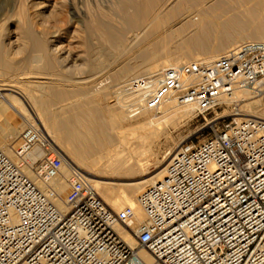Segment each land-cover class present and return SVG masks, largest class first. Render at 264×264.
<instances>
[{
    "label": "built area",
    "instance_id": "2783aa9c",
    "mask_svg": "<svg viewBox=\"0 0 264 264\" xmlns=\"http://www.w3.org/2000/svg\"><path fill=\"white\" fill-rule=\"evenodd\" d=\"M153 81L144 75L127 83L128 94L145 93L131 104L133 117L159 114L170 101L209 114L237 91H264V42L166 68L156 87ZM12 153L0 147V264H264V120L234 119L183 145L162 180L142 190L136 227L132 207L111 210L76 168L65 180L67 211L58 208L51 182L63 157L41 124L28 125Z\"/></svg>",
    "mask_w": 264,
    "mask_h": 264
},
{
    "label": "bare ground",
    "instance_id": "6f19581e",
    "mask_svg": "<svg viewBox=\"0 0 264 264\" xmlns=\"http://www.w3.org/2000/svg\"><path fill=\"white\" fill-rule=\"evenodd\" d=\"M0 2L25 1L0 0ZM37 4L34 7H37ZM110 5V13L94 12L85 28L89 50L98 53L100 57L104 56L106 60L102 61L99 58L97 61L92 60V67L100 70L106 67L104 66L106 62L109 63L108 67L116 66L114 79L120 82L115 91L117 103L114 102L113 105L107 103L106 92L91 93L77 84L71 88L72 90L67 91L61 86L60 82L64 75L58 74L60 71L58 73L53 71L56 64L63 65V60L53 56V52L58 51V48L34 37L35 27L39 24L44 25L46 15L36 9L35 13L30 15L27 9L20 6L21 11H18L20 33L34 38L33 41L31 40L33 55L25 64L28 73L20 71L18 77L12 76L15 78L0 85V125L2 122L6 124V133L0 138V147L13 158L12 150L17 145L14 146L13 143L18 139L16 134L22 123L24 126L41 124L54 144L61 148L64 156L61 174L51 182L59 195L58 208L63 213L67 211L64 203L67 197L64 179L66 180L65 175H69L72 168H76L112 208L132 207L136 212L134 222L136 227L144 218L138 204L142 192L140 190L145 185L150 186L162 180L168 163L183 146V142L165 150L166 154L163 160L158 162L154 175L128 183L118 193L111 183L101 180L103 174L106 172L120 176L147 174V168L155 158L156 150L153 152L152 144L169 135L164 129L157 134L152 128L163 127L168 119L173 122L182 117H189L194 107L184 106L185 109L181 108V110L175 108L177 111H170L165 121L161 118V120L148 119L141 125L129 124L131 127L125 128L123 123L135 118L130 113L131 104H140L141 97L145 94L140 96L128 94L125 88L127 83L134 78L152 75L153 86L156 87L159 83V75L164 69L192 63L189 62L191 60L196 63L214 60L220 56V53L226 51L221 46L225 41L230 45L236 41L264 42V0H115ZM92 39L98 40L96 46L90 44ZM42 59L44 64L40 65ZM7 62L3 60L0 48V64L3 65L4 70L10 66ZM23 76H30L29 78L34 76L35 79H42L44 82L36 85L34 91L25 92L22 80L24 78H20ZM70 93L72 97L84 96V102H73L68 104V108L63 107L64 96ZM249 95V90L237 91L231 99L226 98L225 102L231 103L233 99L246 100ZM165 106H168V109L173 108L175 103L170 101ZM124 109L127 115H124ZM165 110L167 111L166 108ZM145 115L146 113H143V116ZM237 116L236 120L247 117L264 120V97L255 103H248L244 113ZM133 143H136L140 149L137 153L140 157L136 160L133 155L125 154L128 146ZM103 160L106 162L101 163ZM96 167L99 169H95ZM93 168L103 176L93 173ZM29 174L39 187L44 188L31 173ZM116 230L127 243L134 246L133 239L125 228L117 226ZM141 255L147 261L151 260L145 252H141Z\"/></svg>",
    "mask_w": 264,
    "mask_h": 264
},
{
    "label": "rangeland",
    "instance_id": "374dc122",
    "mask_svg": "<svg viewBox=\"0 0 264 264\" xmlns=\"http://www.w3.org/2000/svg\"><path fill=\"white\" fill-rule=\"evenodd\" d=\"M22 1H25V2H20L21 4L19 2H0V27H1L0 28V48L3 53V60H7L8 61L7 64L10 65L8 66L9 68L7 69L5 68L6 70H4L3 65L0 64L1 66L0 67V76H1L0 85H3L4 83H6L5 81L7 80L15 78L17 75L19 76L21 73L29 72V71H26L25 64L27 63V60H30L31 56L33 55L31 40L33 41L34 38L32 36H27L23 33H20V29H19L20 28V18H19L20 16L18 14L19 13L18 11H21L20 6L22 5V7L25 10L27 9L26 11L28 14L30 13L33 14L37 10V11L44 12V14L47 17L46 21L44 22V25L40 26L39 24L40 27L39 26L35 27L34 37L45 41L49 46L55 45L58 48L57 49L58 51L53 52V56L55 55L54 57L59 58V60L60 59L63 60L62 61L63 65L56 64L53 71L55 73H58L60 71L58 74H60L61 76L64 75L62 77L63 79H61V82H60L61 86L64 87V89L67 91L72 90L71 88L77 84V86L83 87L86 91L91 92V93L106 92L105 94L107 96L106 98L107 103L111 105L117 103L116 102L117 100L115 99V95H116L115 91L118 88L119 85L117 84L120 81L117 82L114 79L113 73L116 70L115 68L116 66L112 65L108 67L109 63L106 62L104 64V66L106 67L100 68V70L99 69L95 70V67H92L91 65L92 60L97 61L99 58V60L104 61L105 57L101 56L102 57L101 59L98 53H94L89 50L88 38H87L88 34L86 33L87 31L85 28V25H87L89 18L94 12L102 11L105 13H110L109 12V8L111 7L110 4L112 2H115V0H44V1L43 0H33V1L32 0H22ZM33 2L35 4H33ZM36 4H37V7H34ZM29 8L31 12L30 10H28ZM37 29L40 34L37 32ZM93 40L95 39L90 40V44L92 46L93 45L96 46L98 44V40H95V41ZM242 42L243 41L236 42L233 47L237 46L238 44ZM26 43H29L30 45ZM26 45H29V46L25 48ZM106 47L109 49L108 44H106ZM228 50L229 48L226 51ZM226 51H224V53ZM224 53L222 52L220 53V55ZM43 62L44 60L42 59V63L40 61V65H43L44 64ZM189 62H194V61L191 60ZM12 76H15V77L12 78ZM29 77L27 76L20 77L21 79L24 78L22 79L25 85L23 87L26 89V91L25 89L23 88L22 89L25 92L29 90H33L36 85L38 86L39 83L44 82L42 79H37V78L35 79L34 76H31V78ZM35 77H42V76H35ZM130 78H133V77H130ZM88 85H90V87ZM8 93H11V92H8ZM37 94L39 93L37 92ZM70 95L71 93L67 96L66 95L64 96V102L62 103L63 107L68 108V104H71L73 102L74 103L84 102V96L82 97V95H78L79 97L78 96L72 97ZM263 97H264V91L257 96L255 95L253 91H250V95L248 96V98L246 100H240L237 103L235 110H234L235 104L224 101L216 110H214L213 112L209 114L198 115L194 109L193 111H191V114L189 117H182L180 119L178 118L179 120L176 119V120H173V122L172 120L167 118L169 116L167 114L170 111L172 112L176 109L178 110H181V108L185 109L183 108L184 106H174L173 108L168 109L167 108L168 106L164 105V107L161 109V112L159 114L146 113L145 116L132 118V121L131 120L129 121L130 123L128 121H125L123 123V126L125 128H129L131 127L130 125L132 126H136L138 124L141 125V123L145 122L148 119L156 120L157 118V120H161V119L164 121L167 119L169 120L165 122L166 124H164L165 126L163 125V127L162 126L154 127L155 130L154 128H152L153 131H155L157 134H159V132H161V130L164 129L165 131L168 132L169 135H167L166 138H163V139L161 138L159 142L157 141L156 143L154 142L152 144L153 152L154 150H156L154 152L155 158L152 159L150 165L148 166L147 174L120 176V175H113V174L106 172L104 174L102 173L104 175L103 176L98 171H97L98 173L95 172L96 171L95 169L97 170L99 169L98 167H96L95 169L93 168L92 171L93 173L100 174L101 177L103 176L101 180L104 182L111 183L112 187L114 186L115 192L118 193L122 189H124V187H126L125 186L126 184L132 183L138 180H142V179H147V178H150V176L154 175L156 173L158 162L162 161L163 157L166 154L165 150L169 149L171 146L175 147V145H177L180 142H183L182 145H189V146L198 144L199 142L203 141L205 138L209 137L212 134L213 129L222 127L223 125L230 123L234 119L238 118L237 114H243L244 110L246 109V105L248 103H255L257 102V100ZM165 108L167 109V111L165 110ZM123 112L125 113L124 115H127L125 109ZM163 118H166V119H163ZM168 122H171V123H168ZM2 123L0 127H3V126L4 127L3 129L0 128L1 136H3L6 133L5 132L6 124L4 122ZM22 126L24 128H21ZM22 126L19 128L16 136H19L20 133L27 127V126H24L23 123H22ZM17 141L18 139L15 141V143H13L14 146L17 144ZM55 146L57 147L62 157L64 158L61 148H59V146L56 144ZM65 148H66V145H65ZM65 150H67V148ZM64 152L67 153V151H64ZM139 152H140L139 147L137 146L136 143H133L130 146H128L125 154L133 155L136 160L137 158L140 157L139 154H137ZM104 162H106V160L101 161V163H104ZM105 174H108V175H105ZM65 176L68 177L67 174ZM64 183H65L64 186H66V190H67L66 191V196H67L69 194L70 188L68 184L65 182V179H64ZM147 186L148 185H145L143 189L140 190V192L144 190V188ZM67 188H69V190ZM99 195L104 200V202H106V205L111 210L115 212H119L123 208H125V207H122L120 209L112 208L110 203L105 201V199L100 193ZM133 243L135 245L134 239H133Z\"/></svg>",
    "mask_w": 264,
    "mask_h": 264
},
{
    "label": "crops",
    "instance_id": "0c3cea01",
    "mask_svg": "<svg viewBox=\"0 0 264 264\" xmlns=\"http://www.w3.org/2000/svg\"><path fill=\"white\" fill-rule=\"evenodd\" d=\"M236 42H237V41H236ZM236 42H234V43H236ZM234 43H233V45H232V44L230 45V43H228L227 41H225V42H223V43L221 44V46L224 47V48L227 50L228 48L230 49L232 46H234ZM18 137H19V136H18ZM0 138H3V136L0 135Z\"/></svg>",
    "mask_w": 264,
    "mask_h": 264
}]
</instances>
